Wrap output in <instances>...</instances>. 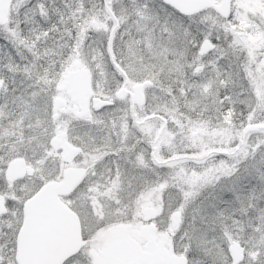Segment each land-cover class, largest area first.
<instances>
[{
  "label": "snow or ice",
  "instance_id": "obj_1",
  "mask_svg": "<svg viewBox=\"0 0 264 264\" xmlns=\"http://www.w3.org/2000/svg\"><path fill=\"white\" fill-rule=\"evenodd\" d=\"M0 264H264V0H0Z\"/></svg>",
  "mask_w": 264,
  "mask_h": 264
}]
</instances>
